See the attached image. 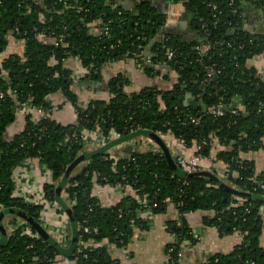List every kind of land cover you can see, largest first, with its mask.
<instances>
[{"label":"trees","instance_id":"16d2710c","mask_svg":"<svg viewBox=\"0 0 264 264\" xmlns=\"http://www.w3.org/2000/svg\"><path fill=\"white\" fill-rule=\"evenodd\" d=\"M157 1L139 0L127 9L119 0H0V49L8 44L10 33L25 45L22 55L6 58L0 68V214L14 207L42 223L43 204L14 196V170L19 163L35 158L51 170L54 182L46 183L43 191L45 200L55 203L57 182L77 157L86 155L84 173L72 178L62 194L78 224L77 246L64 256L79 264H122L107 244L86 247L85 243L93 239L125 248L136 228L150 227L142 213L164 214L173 205L179 217L168 223L174 241L165 248V264H182L179 254L184 241L197 240L186 214L200 209L214 211L207 224L220 235L239 232L242 236L232 252L212 255L203 264H264V201L236 197L211 176L179 173L162 151H135L118 159L109 151L91 156L85 152L89 150L84 131L96 129L103 136L110 130L121 136L153 130L161 136L171 134L186 147L206 141L199 151L206 158L220 144L223 148L216 159L229 168L226 179L220 180L264 197V171L257 173L254 161L240 156L264 150V77L249 65L255 57L264 56V32L246 27L243 4L249 0H172L183 4L188 19V33L180 35L162 29L165 14ZM250 1L264 17V0ZM54 37H63V41L58 45L45 41ZM200 45L206 50L202 60ZM170 52H174L172 59ZM72 57L88 69L80 82L102 85L111 95L109 100L80 103L73 71L66 64ZM126 59L140 61L150 77L171 79L174 75L172 87L129 93L126 89L131 82L126 73L104 78L107 65ZM209 66H214L212 78L208 77ZM58 92L74 107L76 124L61 125L47 115L36 119L31 113L25 114L23 130L8 134L20 103L29 102L50 114L49 96ZM219 103L226 107L223 116L206 114ZM190 117L199 118L200 123H191ZM95 180L129 186L145 202L128 196L104 207L93 195ZM27 226L18 222L13 233L0 241V264H54L63 255L35 236L32 227L31 233L25 232Z\"/></svg>","mask_w":264,"mask_h":264},{"label":"crops","instance_id":"0c3cea01","mask_svg":"<svg viewBox=\"0 0 264 264\" xmlns=\"http://www.w3.org/2000/svg\"><path fill=\"white\" fill-rule=\"evenodd\" d=\"M127 9H133L135 4L139 0H119ZM160 4V0L157 1ZM174 3V2H172ZM243 7L245 9L244 16L247 20L246 27L251 31L264 32V17L261 10H258L251 1H244ZM175 12L181 13L179 21L176 24H169L168 29L177 34L188 33L189 24L187 16L184 15L185 9L183 4H174ZM170 15L167 16L169 18ZM183 17L187 20L184 24ZM45 40V39H44ZM51 43L52 40L47 38L45 40ZM25 49L24 42L16 38L12 33L8 35V44L0 49V68L2 62L13 55H22ZM67 66L73 71L74 78V90L79 96V101L82 105H87L92 100H109L111 95L101 86H90L89 84H83L80 79L86 74L85 68L78 58H70L67 60ZM249 65L254 66L258 73L264 77V56L255 57ZM126 73L130 80V85L126 89L129 93L141 91L144 88H156L169 90L174 81V75H171V79H163L159 76H148L144 72L143 67L140 65V61L135 59H126L118 62L110 63L103 70L104 78H110L117 73ZM49 100L52 104L51 113L46 114L54 119L61 125H73L77 123L78 115L70 102H68L64 95L60 92L51 94ZM34 118L39 119L41 115L33 113ZM45 116V115H44ZM25 114L17 111V118L14 124L9 129V135H14L23 130ZM102 135L96 131L95 137L89 135L85 140L86 149L89 151L100 148L103 144L100 143ZM176 159L177 155H183L190 157L197 151V144L192 147H186L183 142L178 141L171 134L162 135ZM116 139V138H114ZM114 139L108 141L111 142ZM128 143H132L139 148L140 151L156 148V144L150 139L137 138ZM128 144L114 146L108 151L117 157L128 155L130 153L121 151L119 149L126 147ZM223 148L220 144H217L213 149L209 158L203 157L201 160L202 170L215 171L216 177L220 179H226L229 168L220 160L216 159L217 153ZM132 154V153H131ZM242 159L254 161L257 173L264 171V150L242 152L240 154ZM79 169V168H78ZM77 169V170H78ZM232 173V172H231ZM15 191L14 196L23 198L26 202L34 204L46 205L43 186L46 183H53V174L51 170L43 166L39 159H32L24 162L21 168H18L14 173ZM65 189V188H64ZM64 189L62 194L64 193ZM93 195L97 197L104 207H111L119 203L126 197H132L140 200V203H144L143 198H139L133 188L129 186L101 184L95 180L93 186ZM236 196V195H235ZM240 197V196H236ZM243 198V197H241ZM67 203V202H66ZM131 206V204L129 205ZM262 216L264 219V205L261 208ZM214 216L213 210H196L186 214V219L189 226L194 230L195 243L190 241H184L182 247V264H203L215 254L230 253L234 247L241 242L242 236L239 232H235L231 235H220L219 230L216 227L207 224V220ZM141 217L149 220L150 227L148 229L136 228L131 242L125 248H120L115 244H108L106 241L98 243L95 240H89L85 243V246L97 247L107 244L110 249L111 255L118 259L122 264H165L167 261V255L165 248L168 244L174 241V235L172 231L168 229V223L170 221H177L179 217L178 210L170 205L167 212L160 215H151L147 212L141 214ZM23 220H21L22 222ZM41 221L44 227L56 238L58 241L67 246L71 240V223L68 215L60 207L58 202L47 204V207L41 212ZM15 222L9 224L12 227ZM16 227V226H15ZM65 236L63 239L62 237ZM61 239V240H60ZM262 244L264 243V235L261 238ZM54 264H79L76 259L68 258L64 255H59Z\"/></svg>","mask_w":264,"mask_h":264},{"label":"water","instance_id":"95a60500","mask_svg":"<svg viewBox=\"0 0 264 264\" xmlns=\"http://www.w3.org/2000/svg\"><path fill=\"white\" fill-rule=\"evenodd\" d=\"M160 1L164 4L165 8H168L169 4L172 2V0H160ZM188 17L190 18V17H192V15L189 14ZM182 23H184V24L187 23V20L185 19V17H183ZM192 103H194V101H192ZM100 133H102V132H100ZM137 138H143V139L148 138L153 143H155L161 149V151L165 154V156L168 158V160H169L171 166L174 168V170L179 172V173L186 174L189 176H196V175L211 176L216 182L220 183V185L222 187H225L233 195L240 196V197L257 198V199L264 201V197H262V196L242 192V191L236 189L235 187H233L232 185H230L229 183H227L226 181L220 180V178L216 177V175H213V172L210 170H201V171L194 172L191 174H188L184 171L182 172V170L175 163L174 155L171 151V148L168 146V144L163 139V137L153 130H147V129L135 130V131H132L130 134H127V135H124V136L120 135L119 137H117L116 139H114L113 141H111L109 143L106 142L100 148L96 149L93 152H89V151H85V152H87V154H90V156H91L93 153L108 151L110 148H113L114 146L127 143L128 145L126 147L121 148L119 150L131 154L135 151H140L137 146H135L132 143H128L131 140L137 139ZM86 158H87L86 155H82V156L77 157L75 159V161L67 167L64 175L56 184L55 192H56L57 202L60 205V207L64 210V212L68 215V217L70 219V223H71V240L67 246L63 245L60 241H58V239H56L44 227V225L38 219H36L34 216L29 215L27 212H25L23 210H17L14 207L9 209V211L3 212L2 214H0V231H1L0 241H5L8 238V231H6V228H4L2 226V224H3V219L5 218V216L11 215V216H15V217L25 221L26 223H28L35 230V232L37 233V235L40 238H42L44 241H46L49 245L53 246L61 254L68 255L71 252H73L77 246L78 224L74 218L72 208L69 206L68 203H66V201L62 197V191L67 186V184L69 183V181L72 178L78 177L84 173L86 166H87V163L83 162V161H85ZM80 163H81V165H80Z\"/></svg>","mask_w":264,"mask_h":264},{"label":"built area","instance_id":"2783aa9c","mask_svg":"<svg viewBox=\"0 0 264 264\" xmlns=\"http://www.w3.org/2000/svg\"><path fill=\"white\" fill-rule=\"evenodd\" d=\"M178 3H181V2H178ZM210 5L212 6V8L214 10L217 9V5L214 4L213 2ZM182 14H183V12H182ZM182 14L181 13H177V12H175L173 10L169 14L170 15V17H169L170 23H173V24L178 23V21L180 20L179 17H181ZM40 17H41V19L44 18L42 14H40ZM35 30H37V28H35ZM15 32L16 33H20V29L18 27H16L15 28ZM52 41H54V43L56 45H58L59 43H61L63 41V37H60V38H58V37L55 38L54 37V39H52ZM205 51L206 50L204 48V45H200L198 47V53H199V55L201 57L200 58L201 60H202L203 56L205 55ZM173 56H174V52H170L169 55H168V58L169 59H172ZM143 60L146 63H148V64L151 63V58H149V57H145ZM85 71H86V73H88V69L85 68ZM214 74H215L214 66H209L208 77L209 78H212L214 76ZM225 108L226 107H225V105L223 103H219L216 106H212V107L208 108L206 114L213 115V116H223L226 113V109ZM18 110L20 111V113H23V114L38 113V114L41 115V117H43L47 113V111L44 108H42V107H35L32 104H30L29 102H27V103H20V108ZM239 110H244V108L242 106H240L239 107ZM239 110H234L233 112L234 113H237V111H239ZM190 120H191V123H194V124H199L200 123V119L199 118H196V117H190ZM96 131L99 132V133L102 132V130H99V129H96L95 131L85 130L84 131L85 132L84 139L85 140L88 139L89 135H91V134H92V136L95 137ZM100 134L102 135V137L100 136L101 137V140H99L101 144H105L109 140L114 139V138H117V137L120 136V133H118L115 130H110V132H109V134L107 136H103V133H100ZM206 144H207V142L206 141H203L201 144L197 145V151H196V153L194 155L190 156V157L183 156V155H180V154L176 156V161H177L178 165L180 166V168L184 172H186L188 174H191V173L198 172V171H201L202 170L201 160H202L203 156L199 153V151ZM153 150L154 151H161V149L158 146H156V148H154ZM112 157L113 158H116V159L119 158V157L114 156V155H112ZM28 160H32V158L31 159H28ZM28 160H26V161H28ZM23 165H24V162L19 163L17 165V167L15 168L14 173H15V171L18 168H21ZM22 222H25V221H22ZM12 225L13 226L12 227L10 226V228L6 227L7 228V231H8V235L12 234L13 231L16 229V227H15L16 225L15 226H14V224H12ZM86 230H88V229H86ZM95 231H97V229ZM25 232L31 233L32 232L31 226H27ZM35 236H38L37 233L35 234ZM62 238L64 239L65 236H63ZM60 242H62V241H60ZM179 255L182 257V251H181V253Z\"/></svg>","mask_w":264,"mask_h":264},{"label":"flooded vegetation","instance_id":"af4514ba","mask_svg":"<svg viewBox=\"0 0 264 264\" xmlns=\"http://www.w3.org/2000/svg\"><path fill=\"white\" fill-rule=\"evenodd\" d=\"M172 2L169 4L168 8H165L164 4L161 1H160V4H158V2L156 3V6L159 8L160 12L165 14V21L163 22V28H162L163 30L167 29L169 27V24H171L169 21V18H167V16L173 11L174 4H176V3H172ZM159 21L162 22V19H160ZM172 30H174V29H172ZM3 221H4V219H3Z\"/></svg>","mask_w":264,"mask_h":264},{"label":"rangeland","instance_id":"374dc122","mask_svg":"<svg viewBox=\"0 0 264 264\" xmlns=\"http://www.w3.org/2000/svg\"><path fill=\"white\" fill-rule=\"evenodd\" d=\"M5 73V72H4ZM47 114V113H46ZM45 114V115H46ZM44 117V116H43ZM42 118V117H41ZM147 138H145V140H146ZM47 204H50V202H46V205H45V207H47ZM44 207V208H45ZM44 210V209H43ZM42 210V211H43ZM15 216H11V215H7V216H5V218H4V221H3V224H2V226L4 227V228H6V227H8L9 226V224H11V223H13L14 221H15V223L16 224H18V222L20 223L21 221H20V219H18V220H13V218H14ZM6 231H7V228H6Z\"/></svg>","mask_w":264,"mask_h":264}]
</instances>
